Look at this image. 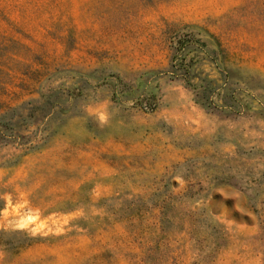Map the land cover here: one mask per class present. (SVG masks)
Here are the masks:
<instances>
[{
  "label": "rangeland",
  "instance_id": "1",
  "mask_svg": "<svg viewBox=\"0 0 264 264\" xmlns=\"http://www.w3.org/2000/svg\"><path fill=\"white\" fill-rule=\"evenodd\" d=\"M0 264H264V0H0Z\"/></svg>",
  "mask_w": 264,
  "mask_h": 264
}]
</instances>
